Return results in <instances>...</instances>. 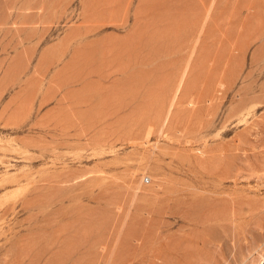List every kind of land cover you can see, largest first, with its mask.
I'll list each match as a JSON object with an SVG mask.
<instances>
[{
	"label": "rangeland",
	"instance_id": "rangeland-1",
	"mask_svg": "<svg viewBox=\"0 0 264 264\" xmlns=\"http://www.w3.org/2000/svg\"><path fill=\"white\" fill-rule=\"evenodd\" d=\"M162 263L264 264V0H0V264Z\"/></svg>",
	"mask_w": 264,
	"mask_h": 264
},
{
	"label": "bare ground",
	"instance_id": "bare-ground-1",
	"mask_svg": "<svg viewBox=\"0 0 264 264\" xmlns=\"http://www.w3.org/2000/svg\"><path fill=\"white\" fill-rule=\"evenodd\" d=\"M25 8V7H24ZM35 8V7H34ZM89 57V56H88ZM87 63V62H86ZM186 176H188V175H186ZM193 178H195V177H193ZM196 179V178H195ZM193 180V179H192ZM200 181V180H199ZM202 181V180H201ZM179 182V181H178ZM181 182V184H182V181H180ZM192 182V181H191ZM203 182V181H202ZM174 184V183H173ZM176 184V183H175ZM179 184V183H178ZM185 184H186V182H185ZM193 184V183H192ZM200 184V183H199ZM187 185H189V183L187 184ZM197 185V184H196ZM192 186V185H191ZM180 187V186H179ZM187 186H185V188H186ZM189 187V186H188ZM187 187V188H188ZM183 188H184V186H183ZM192 188V187H191ZM196 188V187H195ZM170 190V189H169ZM182 190H184V189H182ZM169 192H172V193H170V194H172L171 196H177L178 194H179V192L180 191H178V187H177V189H174L173 191H168V193ZM190 192V191H189ZM195 193V192H194ZM201 193V192H200ZM192 195V194H191ZM209 197V196H208ZM167 198V197H166ZM171 198V197H170ZM170 198H169V200H170ZM194 198H196V197H194ZM200 199V198H199ZM206 199V198H205ZM168 200V199H167ZM171 200L173 201V199L171 198ZM208 200V199H207ZM172 201H170V202H172ZM192 201V200H191ZM177 202H180V200L179 201H177ZM207 202V201H206ZM184 203H186V201L184 202ZM183 202H182V204H184ZM213 203V202H212ZM171 204V203H170ZM212 205V204H211ZM181 206V205H180ZM176 207V206H175ZM174 207V208H175ZM184 207L186 208L187 207V205L185 206V204H184ZM178 208V207H177ZM214 208V207H213ZM180 209V208H179ZM184 210V209H183ZM207 210H209V209H207ZM210 211V210H209ZM191 212V211H190ZM204 212V211H203ZM203 212H201L202 214H203ZM205 212H206V210H205ZM204 212V213H205ZM183 213V212H182ZM207 213H208V211H207ZM174 214V213H173ZM180 214V213H179ZM187 214V213H186ZM182 215V214H181ZM180 215V216H181ZM212 215H213V213H212ZM202 216V215H201ZM211 216V215H210ZM177 217V216H176ZM205 217V216H204ZM207 217V216H206ZM201 218V217H200ZM202 220V219H201ZM195 221H196V219H195ZM199 222H201L200 220H199ZM196 234V233H195ZM157 235V234H156ZM157 239H159V238H157ZM185 240V239H184ZM192 240V239H191ZM202 240V239H201ZM181 242H182V240H181ZM188 242V241H187ZM185 243V242H184ZM156 244V243H155ZM182 244V243H181ZM180 246V245H179ZM171 247V246H170ZM175 247V246H174ZM178 247V246H177ZM183 247H184V245H183ZM159 250V249H158ZM168 250V249H167ZM180 251V250H179ZM186 252V251H185ZM161 253V252H160ZM158 254H159V252H158ZM179 254V253H178ZM142 256V255H141ZM140 256V257H141ZM144 256V255H143ZM183 256H185V255H183ZM158 257V256H157ZM161 258V257H160ZM166 259H167V257H165ZM141 259V258H140ZM139 259V260H140ZM170 260V259H169ZM146 262V261H145ZM168 262V261H167ZM171 262V261H170ZM143 263V262H142ZM153 263V262H152ZM162 264H164V263H162ZM175 264V263H174ZM179 264V263H178Z\"/></svg>",
	"mask_w": 264,
	"mask_h": 264
}]
</instances>
